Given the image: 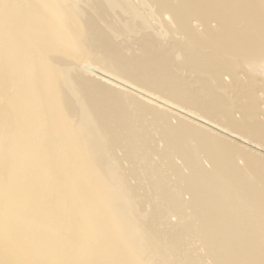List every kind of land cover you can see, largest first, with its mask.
<instances>
[{
  "label": "bare ground",
  "instance_id": "1",
  "mask_svg": "<svg viewBox=\"0 0 264 264\" xmlns=\"http://www.w3.org/2000/svg\"><path fill=\"white\" fill-rule=\"evenodd\" d=\"M69 1L0 0V264H146L152 247L137 246L133 213L85 186L91 168L101 188L131 190L101 169L108 134L133 163L143 153L130 141L152 136L142 144L162 162L148 170L145 200L180 215L176 234L199 220L214 264H264V0ZM65 48L90 59L93 89L61 70Z\"/></svg>",
  "mask_w": 264,
  "mask_h": 264
},
{
  "label": "rangeland",
  "instance_id": "2",
  "mask_svg": "<svg viewBox=\"0 0 264 264\" xmlns=\"http://www.w3.org/2000/svg\"><path fill=\"white\" fill-rule=\"evenodd\" d=\"M60 1V0H58ZM69 4H76L79 8L81 7L80 4H84V0L78 1V4L76 0H70L68 2ZM20 6V4H19ZM65 5H63L64 7ZM21 9L28 10L27 8L23 7L21 4ZM59 15L56 14L54 16V19L49 23L46 24L47 30H50L54 25H58L59 23ZM53 25V26H52ZM65 27V26H64ZM63 27V28H64ZM71 27L75 29L74 25L71 23ZM119 33H117V39L119 38ZM119 41H123V37L119 38ZM77 50L76 52H78ZM62 55L65 57H68L67 59V65L65 68L61 70L70 69L69 74L76 75L78 78L85 80L88 82V88L93 89L92 81L89 77H95L96 72L89 73V69H91L90 59H80V56L78 54H74L73 50H70L68 48H65L62 50ZM40 56V51L33 52V56L30 57L32 60H36ZM88 62V63H87ZM94 63V62H93ZM83 64H86L84 67ZM88 67V68H87ZM38 73H42V68L39 67L37 69ZM54 71L51 70L50 74H52ZM184 75H186L185 72H183ZM98 76V75H96ZM65 76L63 73L59 72L56 74V80H61L63 82ZM191 78H195V74H191ZM227 80L229 79L228 76H226ZM95 79V78H94ZM98 80V79H96ZM95 80V81H96ZM100 82V81H99ZM101 83V82H100ZM104 87L110 88L107 83H101ZM113 86H116L121 89L122 93H126L134 97V99H138L140 102H144L147 104L150 100L153 102H149L148 105L156 104L157 108L158 106L160 110H171V112H175L177 115L181 117L189 118L193 121H196L192 118H190L186 114L179 113L176 109H172L171 107L164 105L161 103V101H156L153 99H147L146 97L136 94L132 92L129 88L115 82L112 84ZM111 85V86H112ZM123 86V87H122ZM116 89L119 90L120 89ZM126 89V90H125ZM78 91L80 93L85 91L84 87H78ZM127 91V92H126ZM144 98V99H142ZM142 100V101H141ZM78 101V98H73V102ZM146 101V102H145ZM151 103V104H150ZM155 104L153 105L154 107ZM167 107V109H166ZM165 108V109H164ZM174 114V113H173ZM177 115L176 118H177ZM174 116V118H175ZM177 119H173V122H177ZM200 123L199 121H197ZM140 131V126L138 127ZM127 135V134H125ZM147 135V138H139L135 137L130 142L132 145L140 149L143 153V157L139 160L138 163H133L125 159V149L120 145L118 141V137H116L114 134H108L107 139L111 141L112 149L105 150L104 155L101 157V169L103 171H110V177H124L126 179L127 185L131 187V190L128 193H125L123 196H118V191L113 189H107V188H101V184L97 181V175H95L94 171L89 168V174L84 175V178L86 180L85 186L87 189H95V191L105 199V201L112 206L116 210H130L133 213V223H134V231L135 229L139 232V237L137 246H140V249L145 248L147 245H149L151 248L146 264H214L215 259L218 257L216 253L210 254V251L208 249L207 244L205 241L200 237V234L197 232V229L200 227L201 222L199 220H194L190 223V228L194 229V231H188V233H178L176 234L181 227H184L186 223L182 222V219L180 215H177L175 213H172L169 210L167 203H159L156 202V200H152L150 202H147L145 200V187L148 183V170L149 169H157L154 168L161 164L162 159L159 155H148V152L144 149V146L142 144L143 139H151L152 136L150 134ZM141 137V135H140ZM106 140V138H105ZM125 142H127L125 140ZM153 145H156V140L153 139ZM175 163L179 165V169H181L185 173L190 172V168H188L181 156L175 157ZM73 165H78V160L76 157H74V160L72 161ZM92 163V158H91ZM203 165L207 168L210 167V163L203 158L202 161ZM139 168L138 174H134V169ZM155 176L157 177H164L158 170L155 171ZM170 186L174 187L177 185V179L175 177V171H172L168 178L166 179ZM105 191H109V194L106 195ZM183 199L186 201V203H190L191 194L188 191H183L181 193ZM97 207V204H92L87 208V212L91 214V212H94L95 208ZM188 210V209H187ZM181 219V220H180ZM181 234V235H179ZM180 236V237H179ZM179 241V247L180 249L178 251H175L174 249H170V247L173 245V242ZM159 247L162 249V251L156 253L155 249ZM184 247L185 251H182V248ZM154 248V250H153ZM190 253V254H189ZM224 252H222L223 254ZM189 254V256L184 259V255Z\"/></svg>",
  "mask_w": 264,
  "mask_h": 264
}]
</instances>
